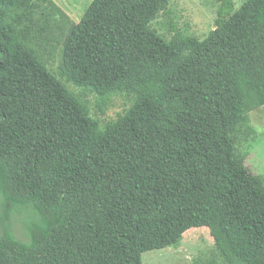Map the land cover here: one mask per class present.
<instances>
[{"label":"trees","instance_id":"obj_1","mask_svg":"<svg viewBox=\"0 0 264 264\" xmlns=\"http://www.w3.org/2000/svg\"><path fill=\"white\" fill-rule=\"evenodd\" d=\"M217 1L204 39L166 40L168 0H92L77 23L0 0V264H142L192 228L264 264V181L237 149L264 107V0ZM88 95L130 106L101 122Z\"/></svg>","mask_w":264,"mask_h":264},{"label":"rangeland","instance_id":"obj_2","mask_svg":"<svg viewBox=\"0 0 264 264\" xmlns=\"http://www.w3.org/2000/svg\"><path fill=\"white\" fill-rule=\"evenodd\" d=\"M92 0H53L68 17L77 23L85 9ZM166 14L159 15L151 28L166 40L172 36L169 26H173L183 35L193 36L199 40L204 39L214 29L215 19L220 3L217 0H168ZM233 10L239 7L246 0H231ZM58 63L55 56L48 62L47 67L54 71ZM74 93L79 91L71 86L68 87ZM86 100L89 103L91 114L101 122L113 120L121 115L130 106L129 100L124 96L113 97L109 105L100 112L96 106L97 98L88 95ZM249 123L254 130L253 135L247 140H242L237 146L240 152L247 153L244 162L245 166L255 175H260L264 181V107L253 110L249 113ZM22 216L14 215L12 220V232L23 241ZM28 221V218H25ZM1 232V229H0ZM214 259L217 264H226L224 257L215 249L213 241L206 228H192L187 230L177 247H169L161 250H154L141 255L142 264H197L206 260Z\"/></svg>","mask_w":264,"mask_h":264}]
</instances>
